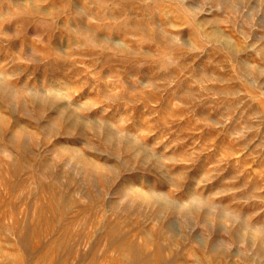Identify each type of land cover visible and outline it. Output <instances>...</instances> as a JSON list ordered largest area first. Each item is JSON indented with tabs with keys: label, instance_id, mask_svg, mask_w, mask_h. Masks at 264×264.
Masks as SVG:
<instances>
[{
	"label": "rangeland",
	"instance_id": "obj_1",
	"mask_svg": "<svg viewBox=\"0 0 264 264\" xmlns=\"http://www.w3.org/2000/svg\"><path fill=\"white\" fill-rule=\"evenodd\" d=\"M0 264H264V0H0Z\"/></svg>",
	"mask_w": 264,
	"mask_h": 264
}]
</instances>
